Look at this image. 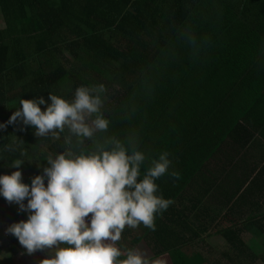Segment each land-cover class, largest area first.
I'll list each match as a JSON object with an SVG mask.
<instances>
[{
  "label": "trees",
  "instance_id": "obj_1",
  "mask_svg": "<svg viewBox=\"0 0 264 264\" xmlns=\"http://www.w3.org/2000/svg\"><path fill=\"white\" fill-rule=\"evenodd\" d=\"M99 84L109 128L83 144L75 136L66 144L67 128L56 139L37 137L19 118L8 123L21 99L50 104L51 93L71 101L78 87ZM0 125V176L14 173L16 160L34 178L44 175L48 157L69 147L87 154L111 137L125 147L136 141L146 157L140 179L169 153V173L155 181L169 207L156 213L155 231L126 227L117 246L166 264L208 263L190 262L183 250L205 238L207 214L194 212L209 197L232 203L221 204L212 227L228 241L260 222L234 212L252 204L264 166L224 196L221 182L246 164L249 147L264 148V0H0Z\"/></svg>",
  "mask_w": 264,
  "mask_h": 264
},
{
  "label": "clouds",
  "instance_id": "obj_2",
  "mask_svg": "<svg viewBox=\"0 0 264 264\" xmlns=\"http://www.w3.org/2000/svg\"><path fill=\"white\" fill-rule=\"evenodd\" d=\"M189 42L196 46L190 35ZM106 91L103 84L80 86L71 101L50 93V104L43 97L21 99L8 123L19 118L35 129L37 137L56 139L67 128L71 135L65 143L71 145L75 136L83 144L84 139L92 140L97 132L109 128L110 122L101 112ZM41 105H47L46 111ZM3 127L6 125H0ZM7 149L11 151L12 146ZM145 159L134 139L125 147L111 137L95 143L87 154L77 155L69 147L55 158L48 157L51 166L31 186L22 183L20 171L0 176V195L31 213L26 222L13 224L8 232L18 238L28 255L48 250L51 258L40 264H166L163 258H149L138 249L124 252L117 246L126 227L143 224L155 231L156 213L167 210L171 203L157 195L155 183L169 173V153L153 159L140 179ZM22 165L16 160L11 168ZM170 175L180 178L176 171Z\"/></svg>",
  "mask_w": 264,
  "mask_h": 264
},
{
  "label": "crops",
  "instance_id": "obj_3",
  "mask_svg": "<svg viewBox=\"0 0 264 264\" xmlns=\"http://www.w3.org/2000/svg\"><path fill=\"white\" fill-rule=\"evenodd\" d=\"M246 159V164H240L233 167L232 174H225L224 179L221 184L226 188L221 192L224 196L225 191H229L230 188H233L237 183L238 177H241L243 173H250L253 168L255 173L252 174V178L255 177L261 168L264 166V161H260V157L264 155V148L256 145L249 147L248 150L244 153ZM259 164V165H258ZM230 177V178H229ZM260 183H257L253 189V192L248 195L252 199L251 203L248 205H241V208L235 210L234 215L236 217L248 218L249 216L260 220L253 223L250 226H243V229L240 233L241 239L239 242L228 241L226 234L212 231V227L216 224V220L219 219L220 214L223 212V208H228L232 203L227 202L226 198L222 200L215 195L214 198L209 197L207 200V209L203 210L198 207V210L195 211V214H207V224L208 229L207 233L205 231V238L198 240L197 242L184 248L183 252L190 262H208L205 264H226V262H261V256L264 254V174L260 176ZM250 183V182H248ZM247 183V185H249ZM256 199V200H253ZM222 202V203H221ZM204 205V202H202ZM199 206V205H198ZM246 214V215H244ZM193 218H196L193 216ZM216 235V237H215ZM225 235V236H224ZM224 238V239H223ZM228 241L234 246L233 254L224 252L223 254L218 253L217 246L220 243ZM238 249L241 251V257H238V254L235 252Z\"/></svg>",
  "mask_w": 264,
  "mask_h": 264
},
{
  "label": "rangeland",
  "instance_id": "obj_4",
  "mask_svg": "<svg viewBox=\"0 0 264 264\" xmlns=\"http://www.w3.org/2000/svg\"><path fill=\"white\" fill-rule=\"evenodd\" d=\"M15 170L22 173V183L31 186L34 177L27 171H23L22 167L15 168ZM27 203L26 199L24 201L25 206ZM30 214L28 211H22L18 204L9 203L0 195V264H40L41 260L51 258L48 250L37 251L32 255H28L27 250L19 243L18 238L8 232L13 224L26 222ZM132 229L142 231L141 226ZM217 249L219 254L224 252L233 254L234 246L225 240L224 243L218 244ZM249 262L253 263V261ZM226 264H233V262H226ZM243 264L248 263L244 261ZM259 264H264V254L261 256Z\"/></svg>",
  "mask_w": 264,
  "mask_h": 264
}]
</instances>
